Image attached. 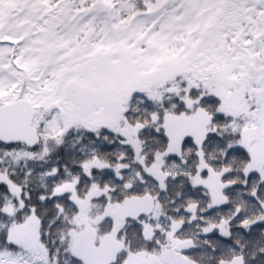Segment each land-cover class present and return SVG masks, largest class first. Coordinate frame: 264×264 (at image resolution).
Returning <instances> with one entry per match:
<instances>
[{
    "label": "snow or ice",
    "instance_id": "snow-or-ice-1",
    "mask_svg": "<svg viewBox=\"0 0 264 264\" xmlns=\"http://www.w3.org/2000/svg\"><path fill=\"white\" fill-rule=\"evenodd\" d=\"M0 264H264V0H0Z\"/></svg>",
    "mask_w": 264,
    "mask_h": 264
}]
</instances>
